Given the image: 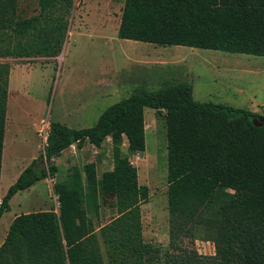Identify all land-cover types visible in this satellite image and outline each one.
Returning a JSON list of instances; mask_svg holds the SVG:
<instances>
[{
    "label": "trees",
    "instance_id": "obj_1",
    "mask_svg": "<svg viewBox=\"0 0 264 264\" xmlns=\"http://www.w3.org/2000/svg\"><path fill=\"white\" fill-rule=\"evenodd\" d=\"M23 0H0V58L57 57L68 32L73 0H37L38 14L19 13ZM117 37L264 57V0H125ZM10 66L0 63V175ZM144 108L164 111L167 136L169 247L145 243L142 203L148 188L119 147L145 150ZM249 110L199 103L184 82L154 92L134 91L108 107L90 128L51 124L47 144L0 200H10L58 168L52 160L72 145L114 144V167L100 177L95 163L55 186L59 213L16 216L0 244V264H264V124ZM45 164H43V162ZM111 195L115 217L97 225L98 197ZM211 231L214 255L193 248L197 229Z\"/></svg>",
    "mask_w": 264,
    "mask_h": 264
},
{
    "label": "rangeland",
    "instance_id": "obj_2",
    "mask_svg": "<svg viewBox=\"0 0 264 264\" xmlns=\"http://www.w3.org/2000/svg\"><path fill=\"white\" fill-rule=\"evenodd\" d=\"M124 2L73 0L67 37L57 57L0 58V63L10 66L0 200L15 175L43 153L46 145L41 130L45 124L47 139L54 123L75 130L93 127L108 107L139 89L154 92L167 84L184 82L192 87L193 98L199 103L244 110L264 106V57L119 39ZM38 11L37 0L19 4V13L25 18ZM171 54L181 57L172 58ZM222 61H226L225 66H221ZM237 61L241 66H236ZM238 72L240 77H234ZM162 114L164 111L144 110L143 152H128L125 137L119 150L136 168L138 184L148 188V199L140 208L143 240L165 251L169 247L168 166ZM257 114L264 116V111ZM114 149L107 137L101 149L84 142L53 159L58 168L54 178L47 177L10 200L9 211L0 219V244L16 216L50 210L58 214L59 201L56 207L50 195L58 197L56 183L68 179L74 170L89 163H95L98 177L112 170ZM97 204V225L103 226L116 215L114 197L100 195ZM194 236L190 240L198 255H214L211 231L199 228Z\"/></svg>",
    "mask_w": 264,
    "mask_h": 264
},
{
    "label": "crops",
    "instance_id": "obj_3",
    "mask_svg": "<svg viewBox=\"0 0 264 264\" xmlns=\"http://www.w3.org/2000/svg\"><path fill=\"white\" fill-rule=\"evenodd\" d=\"M152 45V44H151ZM171 57H172V54L170 55ZM177 56H180V54H175V56L174 57H177ZM174 57H172V58H174ZM181 57V56H180ZM232 57H235V56H229V58H232ZM235 59H238V58H235ZM224 60V59H223ZM226 61H222V63H220L221 64V66H225L224 64H226L225 63ZM234 63V62H233ZM236 66H241V64L237 61L236 63ZM236 71H240V70H236ZM240 77V74H239V72H238V75H234V77ZM264 106H261V107H256V108H254V107H249L247 110H249L250 112H253V113H258L259 111H264V108H263ZM146 108H144V110H145ZM264 117V116H263ZM144 121H145V123H146V120H145V117H144ZM151 122V121H150ZM20 174V173H19ZM19 174H16L15 175V177L12 179V183L11 184H13L15 181H16V179H17V177L19 176ZM3 242V241H2ZM1 242V243H2Z\"/></svg>",
    "mask_w": 264,
    "mask_h": 264
},
{
    "label": "built area",
    "instance_id": "obj_4",
    "mask_svg": "<svg viewBox=\"0 0 264 264\" xmlns=\"http://www.w3.org/2000/svg\"><path fill=\"white\" fill-rule=\"evenodd\" d=\"M46 129H47V125L45 124L44 125V127L42 128V130H41V132H43L44 133V136H43V138H44V143H45V145H46V143H47V137L45 138V135L47 134V132H46ZM50 197L55 201V203H56V207L58 206V203H57V199H58V197L57 196H55V194L54 193H52L51 195H50Z\"/></svg>",
    "mask_w": 264,
    "mask_h": 264
},
{
    "label": "water",
    "instance_id": "obj_5",
    "mask_svg": "<svg viewBox=\"0 0 264 264\" xmlns=\"http://www.w3.org/2000/svg\"><path fill=\"white\" fill-rule=\"evenodd\" d=\"M262 124H264V117H261V118L253 121L254 126H261Z\"/></svg>",
    "mask_w": 264,
    "mask_h": 264
}]
</instances>
